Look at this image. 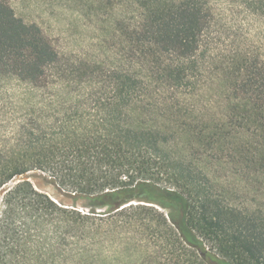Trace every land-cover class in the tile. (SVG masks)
<instances>
[{
  "label": "trees",
  "instance_id": "trees-1",
  "mask_svg": "<svg viewBox=\"0 0 264 264\" xmlns=\"http://www.w3.org/2000/svg\"><path fill=\"white\" fill-rule=\"evenodd\" d=\"M138 9L131 58L79 94L75 81L56 80L58 53L41 28L0 0V90L10 110L0 140V264H104L111 227L153 212L201 264H264V214L225 202L192 158L168 150L173 133L156 118L133 125L143 115L135 109L147 114L161 96L186 113L195 106L207 78L209 11L203 0H139ZM261 80L253 82L259 112L245 116L255 130L264 125ZM31 170L72 202L38 190L22 177Z\"/></svg>",
  "mask_w": 264,
  "mask_h": 264
},
{
  "label": "rangeland",
  "instance_id": "rangeland-1",
  "mask_svg": "<svg viewBox=\"0 0 264 264\" xmlns=\"http://www.w3.org/2000/svg\"><path fill=\"white\" fill-rule=\"evenodd\" d=\"M138 1L7 3L18 17L41 28L58 53L56 80L75 81L79 88L73 86L74 90L80 94L88 80L100 73V78L104 77L107 68L121 57L131 58L128 50L132 43L127 34L137 20ZM203 2L209 11L204 38L208 71L206 82L203 77L199 81L195 106L186 113L174 99L164 103L161 96L147 114L135 109L134 114L143 115L133 119V125L139 126L144 118L149 122L156 118L161 127L173 133L168 150L176 157L192 158L208 174L215 192L225 202L264 214V125L255 130L253 117L245 118L259 112L255 106L259 95L253 82L264 78V0ZM54 92L48 89L46 95ZM163 94L165 98L172 97L169 92ZM175 99L182 100L178 95ZM9 112L4 86L0 90V140L4 142L5 114ZM19 116L15 112V117ZM204 136L207 138L202 144ZM22 177L53 199L64 204L72 202L43 172L31 170ZM75 202L79 209H87L86 201ZM155 211L164 210L155 206ZM151 214V220L141 214L133 221L127 215L111 227L103 244L104 264H201L191 249L164 235L166 229L156 221L155 212Z\"/></svg>",
  "mask_w": 264,
  "mask_h": 264
}]
</instances>
